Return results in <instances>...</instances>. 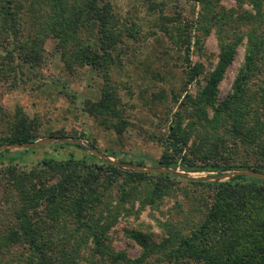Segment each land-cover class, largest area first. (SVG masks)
Returning a JSON list of instances; mask_svg holds the SVG:
<instances>
[{
  "label": "trees",
  "instance_id": "trees-1",
  "mask_svg": "<svg viewBox=\"0 0 264 264\" xmlns=\"http://www.w3.org/2000/svg\"><path fill=\"white\" fill-rule=\"evenodd\" d=\"M195 1L201 4L197 17H164L168 24L162 30L186 79L183 97L173 95L177 109L167 118L161 137V164L186 171L250 168L264 172V85L249 87L253 77L264 71V0H238L240 4L249 1L255 13L245 10L236 17L218 8L219 0ZM238 19L257 22V26L241 32L233 26ZM136 31L115 10L113 0H0V68L4 76L27 68L39 73L45 64V41L52 36L69 72L88 66L101 74V98L87 100L84 111L121 134L129 119L111 70L123 64L128 50L125 42ZM213 31L220 46L218 62L206 75L205 84L196 93L190 92L188 86L204 70L203 63L193 62L191 49ZM245 37V63L233 92L219 103L220 82ZM161 91L153 100L166 99L167 90ZM5 122L0 105V124ZM35 123L18 107L10 130L0 131V145L37 140ZM199 126L209 134L211 129H225L223 135L214 132L212 145L206 147L211 137L201 134ZM192 136L195 141L190 145ZM93 156L97 160L43 159L30 170L18 163L0 166L6 194L12 199L11 188L17 194V203L13 199L9 203L10 223L0 229V264H264L263 178L239 174L217 182L192 180L163 172L126 171ZM119 177L126 185L134 184L131 191L123 189L124 203L133 196L140 198L142 206L155 207L178 181L210 188L211 199H203V215L188 232L182 230L188 221L183 216L182 221H159L164 232L160 242L149 244L134 234L143 252L131 258L107 241L121 207L112 210L106 188ZM143 184L146 192L140 189ZM153 255L156 260L150 259Z\"/></svg>",
  "mask_w": 264,
  "mask_h": 264
},
{
  "label": "rangeland",
  "instance_id": "rangeland-1",
  "mask_svg": "<svg viewBox=\"0 0 264 264\" xmlns=\"http://www.w3.org/2000/svg\"><path fill=\"white\" fill-rule=\"evenodd\" d=\"M113 4L127 26L137 30L135 36H131L125 42L128 50L123 64L111 70L113 81L119 85V92L127 109L128 127L119 134L114 128H107L84 111L87 100L97 101L101 98L103 85L101 74L88 66L76 67L69 72L56 48V40L50 36L44 44L45 64L41 66L39 73L27 68L25 72L18 69L16 73L4 76L0 68V105L6 115V122L0 124V131L10 130L9 123L11 119H15V114L20 107L30 121L36 122L35 130L37 129L39 138L31 142L49 137H65L80 139L83 146L74 142L52 140L36 146L4 149L0 150L4 152L0 157L3 163L0 166L18 163L21 168L30 170L43 159L63 160L71 156L93 161L97 160L93 156L96 154L91 152L89 147H94L118 162L139 164V161H143L144 163L139 165L179 170L193 177L218 176L221 173L236 170L186 171L180 166L164 167L161 164L164 153L161 137L166 132L167 118L171 117L172 111L177 109L173 95L182 94L183 97L186 79L185 74L178 67L177 53L171 48V41L162 30L168 24V20L164 17L171 19L197 17L201 4L195 0H113ZM221 6L230 13H235L234 17L245 10L255 13L249 1L240 4L238 0H219L218 8ZM256 23L240 20L233 26L246 33L257 26ZM246 43L247 37L238 45L235 58L220 82L219 103L233 92L236 78L245 63ZM219 54L220 46L214 31L192 47L193 62L203 63L204 70L198 79L188 86L190 92L196 93L198 87L205 84V77L216 66ZM1 61H3V53L0 48ZM13 64H17V60ZM262 85H264L263 70L262 75L256 74L253 77L249 87L254 90ZM162 89L168 92L166 99L162 100L160 97L158 100H153V95H160ZM209 115L212 117V110ZM198 128L201 134L211 137L206 147L212 145L211 142L215 139L212 135L214 132L223 135L225 129L224 126L218 128V131L211 129L209 134L204 127ZM194 141L195 136H192L189 144L192 145ZM165 173L177 175L171 172ZM108 178L106 176L105 180L107 181ZM231 178H225V180ZM204 181L217 182L218 180ZM1 184L0 180V208L4 205L8 206L0 210L2 213L0 229H3L10 223L12 210L9 203L13 204V200L17 203V194L14 188H11L10 192L12 191L14 195L11 194L13 200L10 199ZM133 185L132 183L124 184L123 177H119L108 182L106 188L108 191L106 197L112 205V210L121 207L118 215L114 213L115 211L113 212L117 220L108 232L107 241L115 251H125L131 258H137L143 252L142 245L133 236L134 234L145 239L149 244L160 242L164 232L159 226V221L166 219L182 221L183 216H187L188 221L183 224L182 230L188 232L191 224L201 219L203 214H200L205 209V202L211 199L210 188L178 181L174 184L172 193L155 207L142 206L140 198L133 196L124 203L123 199L121 200L123 189L131 191ZM145 188H147L146 184L140 186L141 191L144 189L146 192ZM203 199L205 202L202 203ZM199 207L201 210L198 211ZM156 257L157 255H153L150 259L156 260Z\"/></svg>",
  "mask_w": 264,
  "mask_h": 264
},
{
  "label": "water",
  "instance_id": "water-1",
  "mask_svg": "<svg viewBox=\"0 0 264 264\" xmlns=\"http://www.w3.org/2000/svg\"><path fill=\"white\" fill-rule=\"evenodd\" d=\"M65 141V142H74V143H79L82 144V140L80 139H71V138H65V137H49V138H45L44 140H40V141H35V142H25V143H6L0 146V150H4V149H9V148H13V147H29V146H36L40 143H44L45 141ZM90 151L93 152L94 154H96L97 156H99L101 159L108 161L110 163L115 164L116 166L122 168V169H127V170H134V171H152V172H156V173H160V172H171V173H175L177 175H180L184 178L187 179H194V180H218V181H223L225 180V178H231L233 176L239 175V174H244V175H251V176H255V177H259V178H263L264 179V173L263 172H259V171H255L252 169H247V168H243V169H236V170H231L229 172H224L221 173L218 176H202V177H193L188 173L179 171V170H172V169H164V168H153V167H148L145 165H139V164H131V163H122V162H118L115 161L114 159L110 158L109 156L103 154L102 152L98 151L96 148L94 147H89Z\"/></svg>",
  "mask_w": 264,
  "mask_h": 264
}]
</instances>
